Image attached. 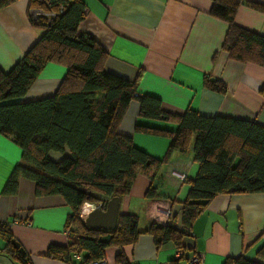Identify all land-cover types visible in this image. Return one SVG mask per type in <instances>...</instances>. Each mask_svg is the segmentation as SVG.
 <instances>
[{
  "label": "trees",
  "instance_id": "trees-1",
  "mask_svg": "<svg viewBox=\"0 0 264 264\" xmlns=\"http://www.w3.org/2000/svg\"><path fill=\"white\" fill-rule=\"evenodd\" d=\"M14 1L0 0V8ZM210 1V15L227 23L221 49L232 60L264 67V35L235 23L241 5L264 12V4ZM31 8L54 15L33 18ZM84 15L82 0H29V22L41 34L9 70L0 68V135L18 145L22 160L13 168L2 193L15 194L19 179L26 178L34 182L37 196L59 195L69 206L65 220L68 244L50 245L47 257L68 261L71 255L82 253L83 262L92 263L104 259L106 249L112 247L116 249L114 264H131L122 249L134 244L141 234L137 216L119 214L113 230H94L83 224L79 211L84 203H102L104 207L108 198L127 195L138 175L149 180L145 197L160 198L163 162L173 151H188L192 141L197 171L193 178L184 179L187 195L180 201V225L170 214L168 223L153 222L144 231L156 248L170 243L177 250L190 249L191 225L216 195L264 193V125L207 116L191 108L180 114L166 111L157 97L140 94L135 80L104 68L106 50L91 35L78 31ZM48 63L65 68L55 91L24 100ZM203 86L219 94L226 91L218 79L205 77ZM259 92L264 98V85ZM132 101L138 103L140 117L175 123L174 129L134 125L136 132L169 139L163 158L149 155L136 147L130 136L118 132ZM51 153L61 156L53 160ZM0 236L12 260L32 264L8 226L1 222ZM258 256L264 258V248ZM223 264L260 263L238 256L225 259Z\"/></svg>",
  "mask_w": 264,
  "mask_h": 264
},
{
  "label": "crops",
  "instance_id": "crops-1",
  "mask_svg": "<svg viewBox=\"0 0 264 264\" xmlns=\"http://www.w3.org/2000/svg\"><path fill=\"white\" fill-rule=\"evenodd\" d=\"M85 15L79 32L91 35L107 52L104 68L129 81H136L140 94L157 97L162 107L180 114L185 109L203 115H220L255 121L264 125V67L230 59L221 49L227 23L213 17L210 0H82ZM264 4V0H249ZM29 0H15L0 8V68L9 70L41 34L28 18ZM235 23L264 35V12L241 5ZM65 73L62 65L48 63L32 83L24 100L51 95ZM218 79L226 86L223 94L203 86V80ZM141 123L174 129L175 123L142 118L139 105L130 102L118 132L155 158L167 152V137L136 132ZM60 154L51 153L53 160ZM22 163L21 150L0 135V222L28 254L32 264H91L75 253L68 261L46 256L50 245L66 246L65 220L70 208L59 195L37 196L33 181L20 178L15 194L2 193L13 168ZM192 141L188 151H173L163 162L160 198L145 197L148 178L138 175L127 195L119 197V214L138 218L137 241L123 247L132 264H158L175 260L186 264L194 254L202 264H223L242 256L264 264L258 251L264 248V193L216 195L191 225L190 249L177 250L170 243L159 248L144 231L153 222L180 225V201L187 195L184 179L196 175ZM0 236V264H20L10 258ZM188 245V246H189ZM116 249L109 247L104 260L114 264Z\"/></svg>",
  "mask_w": 264,
  "mask_h": 264
},
{
  "label": "water",
  "instance_id": "water-1",
  "mask_svg": "<svg viewBox=\"0 0 264 264\" xmlns=\"http://www.w3.org/2000/svg\"><path fill=\"white\" fill-rule=\"evenodd\" d=\"M93 208L82 219L88 229L113 230L117 223L119 197L112 196L106 200L104 207L102 203L93 204Z\"/></svg>",
  "mask_w": 264,
  "mask_h": 264
},
{
  "label": "built area",
  "instance_id": "built-area-1",
  "mask_svg": "<svg viewBox=\"0 0 264 264\" xmlns=\"http://www.w3.org/2000/svg\"><path fill=\"white\" fill-rule=\"evenodd\" d=\"M61 7H60V11H61ZM30 15L33 17V18H36L38 16H52L54 15V13H44L42 10H40L39 8H31L30 9ZM93 204H87V203H84L79 211V214L81 216V218L83 219L87 213L93 208ZM84 207H86L84 209ZM262 238H264V234H262ZM202 261H203V256L201 254H197V253H194L192 255H190L187 259H186V264H202ZM91 264H108L104 259H99V260H96L94 262H92ZM132 264V263H131ZM158 264H175V260H168V261H165V262H161V263H158Z\"/></svg>",
  "mask_w": 264,
  "mask_h": 264
},
{
  "label": "bare ground",
  "instance_id": "bare-ground-1",
  "mask_svg": "<svg viewBox=\"0 0 264 264\" xmlns=\"http://www.w3.org/2000/svg\"><path fill=\"white\" fill-rule=\"evenodd\" d=\"M87 204H89V203H87ZM86 207H84V209H85Z\"/></svg>",
  "mask_w": 264,
  "mask_h": 264
}]
</instances>
